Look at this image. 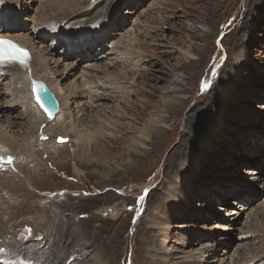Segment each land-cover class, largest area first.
Segmentation results:
<instances>
[{
	"label": "rangeland",
	"instance_id": "374dc122",
	"mask_svg": "<svg viewBox=\"0 0 264 264\" xmlns=\"http://www.w3.org/2000/svg\"><path fill=\"white\" fill-rule=\"evenodd\" d=\"M76 1L16 0L6 29L40 39L63 90L86 80L107 92L76 129L94 130L100 146L73 156L76 145L41 135L60 156L46 164L38 153V188L64 192L67 210L55 198L26 199L20 192L32 187L18 179L16 197L0 191L11 204L0 199V234L18 240L21 230L32 264H264V0H81L80 16L62 18ZM48 20L86 34L66 44L60 32L40 35ZM3 78L8 130L23 105ZM85 91L77 88L80 102ZM28 123L9 132L29 134ZM34 204L32 218L15 219L16 233L2 226Z\"/></svg>",
	"mask_w": 264,
	"mask_h": 264
},
{
	"label": "bare ground",
	"instance_id": "6f19581e",
	"mask_svg": "<svg viewBox=\"0 0 264 264\" xmlns=\"http://www.w3.org/2000/svg\"><path fill=\"white\" fill-rule=\"evenodd\" d=\"M80 2L81 0H77L75 2V6L66 10L64 14L61 13L62 18L69 17L68 20L71 21L77 16H80V14L82 13ZM15 3H16V0H3V2H0V35L13 38L19 41L24 46H26L29 49L28 51L29 56H28V59L26 60L27 62L24 64H19V63L10 64V65L5 64L8 66H6L5 68H0V75L4 76L3 79H6V77L9 78V82L5 84L4 87L9 88V90L11 91L12 103L21 102V104L23 105L21 106L22 111L20 112V116H14L13 117L14 120L11 122H8L9 129L8 130L6 128H5L6 130L0 129V176L3 177V180H5V185L3 186V188H0V191L6 190L8 198L16 197L14 194L16 190L18 189L17 185L19 186L18 179H21L26 188L29 185L32 187V188L30 187L31 189H29V192H27L26 190L22 193L20 192V194H22L23 197H26V199L30 201L37 200V199H44V200H47V202H50L52 198H55L60 203L59 209L65 212L67 210V207L66 205L64 206V203L67 201V199H66V194L64 192H56L52 194L53 196L52 197V196H49L47 192L43 191L44 188H40V189L38 188V184H37L38 178L37 177H40V174L38 172L41 169H43L42 164H40L41 158H38L37 156L38 153L40 152L42 154L43 153L47 154L45 155L46 159L44 161L46 164L47 162H49L48 159L50 160L53 157L56 158V156H60V154L53 156L54 151H52L51 148H48L44 145L45 140H43L44 138L40 136L47 135L48 136L47 138L49 140L54 138L55 144H58V142H56L57 134L58 135L60 134V136L61 135L67 136V134H70L72 137H70L69 141L67 139L65 143L67 144V146H69V144L76 145L75 147L71 148L72 155L73 153H77L75 152L76 148L77 149L83 148L80 150L81 152H83L84 146L87 144L89 145V143H91L92 141L94 142V145L96 146L93 149L95 150L99 149L100 143L98 144L97 140H94V133H93L94 130L91 131V129H86V132L85 131L81 132L79 131V129L78 130L76 129H77L78 123L81 122L84 119L83 118L84 115L88 113L86 110L90 109L89 107L92 106V103H96V105L100 104V102L103 103L104 99L107 98L105 97L107 92L102 93L98 91L99 90L98 87L90 90L92 88L91 87L92 85H90V83L86 80H82L80 82L81 85L78 84L74 89H72V92L71 91L67 92L63 90L61 87H59L58 82L54 79L55 78L54 72L48 66V63H49L48 53L43 52V50H39L37 47L38 44H40V41H39L40 39L36 41L35 40L36 38L33 39V37H30L27 34L18 33V32L12 33V32L7 31L10 29H6V27L9 24L8 19L6 17L8 15H12L10 14V11H11L10 7H12V5H14ZM39 21L40 20H38V22ZM40 23H43V21ZM35 25L36 24H34L33 26ZM80 25H82V23L78 22L77 27H79ZM96 25L99 26V24H96ZM58 27L55 26L54 21L48 20L46 21V23L41 25L36 30V32L38 33L41 32L40 35H42L46 33L48 29H51L56 32H60L61 31L60 28L65 29V26H58ZM98 31H99V35L103 34V30H98ZM59 34L65 35V38L62 41V43L66 44V43L71 42L75 38L84 36L86 32L84 33L80 32L79 34H71V33L69 34V33L60 32ZM56 40L59 41L60 39L58 38ZM85 41L86 39H84L82 45L85 44ZM37 79H41L44 82L46 81L47 83L46 82L45 83L54 92V94L56 95L58 99L59 111L54 117L47 116L42 111L40 106L34 101V98L31 92V86L33 82ZM79 86H81L83 89L86 90L84 92L86 94H81L82 102H80L79 98L78 99L76 98L77 96L79 97L78 94H80L77 92V88ZM86 87L89 88L88 91ZM56 89H59V91L56 92ZM85 98L86 100H83ZM75 104H78L79 106L78 105L74 106ZM9 106L13 108L11 104ZM72 109H74V111ZM2 111L5 112V107H3ZM1 113L2 112H0V114ZM23 119L29 122L28 123L29 127H31L30 133L25 134L22 132L19 136H16L14 133H10L12 131L11 128H14L15 126L18 127L19 124L21 123V120ZM92 121L95 122V120H92ZM161 121H162V118H160V116H157L156 122H161ZM96 124L100 126L101 122L98 121ZM56 125L61 127L62 130L58 129L56 131L54 128ZM139 134L140 136H146L147 132L140 131ZM71 138H74V143H73V139ZM34 143H37V145L40 146V148L39 147L34 148ZM80 143L82 144L79 145ZM87 150H89V148ZM30 161H35V162L32 164H29ZM57 167L58 166L54 167L53 170L56 173L61 172L63 168L62 167L57 168ZM5 174H8V175L6 176ZM60 176H63V175H60ZM13 177L17 178L16 181L12 179ZM35 188L37 189L36 192L33 190ZM0 199L2 200V203L0 202L1 206L4 207V209L9 208V206L11 205V204L9 205L10 203L9 200L6 197H4L2 194H0ZM38 206H36V204L30 205L26 207L22 211L21 214L12 215L10 216V218L8 217L9 218L8 220H4L3 218L4 221H3L2 226L6 227L8 230L10 228H13L11 232L14 233L15 232L14 230L15 219L20 217L24 221V219L32 218L31 216H33V212L36 210V208H38ZM102 213L104 215L114 216L116 214V211L113 207H105L102 209ZM39 226L42 227L41 225H38V227ZM43 229L47 231L46 233H48V231L50 230L48 225H46L45 223L43 225ZM17 234L20 235L18 240H15V237L11 239H7L5 238V235L3 236L0 234V263L21 264L20 262H22V264H32L29 261V256L31 255V250H30L31 248L29 246L23 245L22 244L23 242H18L24 239L25 237L24 233L21 232L20 230L19 233ZM8 241H10V243ZM192 259L193 260L190 261V264L192 263L201 264V261L199 260V258L196 259L195 257H192ZM5 260H7V262ZM217 264H222V263L218 261Z\"/></svg>",
	"mask_w": 264,
	"mask_h": 264
},
{
	"label": "water",
	"instance_id": "95a60500",
	"mask_svg": "<svg viewBox=\"0 0 264 264\" xmlns=\"http://www.w3.org/2000/svg\"><path fill=\"white\" fill-rule=\"evenodd\" d=\"M34 101L40 106L42 111L49 117H54L59 111V102L54 92L41 79H37L31 86ZM67 138L57 136L56 142H66Z\"/></svg>",
	"mask_w": 264,
	"mask_h": 264
},
{
	"label": "snow or ice",
	"instance_id": "6c2138e0",
	"mask_svg": "<svg viewBox=\"0 0 264 264\" xmlns=\"http://www.w3.org/2000/svg\"><path fill=\"white\" fill-rule=\"evenodd\" d=\"M0 2H3V0H0ZM27 59L28 53L25 49L13 41L0 38V62H18L23 64Z\"/></svg>",
	"mask_w": 264,
	"mask_h": 264
}]
</instances>
